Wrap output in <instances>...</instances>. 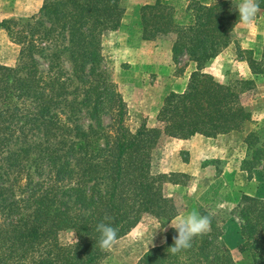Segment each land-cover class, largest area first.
I'll list each match as a JSON object with an SVG mask.
<instances>
[{
  "label": "trees",
  "instance_id": "16d2710c",
  "mask_svg": "<svg viewBox=\"0 0 264 264\" xmlns=\"http://www.w3.org/2000/svg\"><path fill=\"white\" fill-rule=\"evenodd\" d=\"M187 1L186 24L163 0L140 9L143 40L172 37L174 50L187 53L196 69L184 92L165 98L158 125L145 123L135 133L117 84L98 71L102 38L118 31L125 17L123 0H44L40 16L0 21L21 46L16 66L0 63V147L13 151L7 173L14 167L27 171L30 164L40 176L26 200L32 210L0 251V264H100L108 250L96 242L99 222L117 227L120 239L143 214L170 219L181 212L165 189L179 184L174 178L180 175L151 172V153L161 138H217L244 131L252 113L241 98L256 88L255 79L223 83L204 71L231 44L238 12L231 0ZM249 68L253 76L264 77V51L259 59L251 55ZM245 142L242 169L252 178L256 167L264 168V124ZM238 208V251L264 264V200L243 194ZM65 231L75 239L64 244ZM176 236L170 227L165 242L136 264H236L212 221L190 249L171 254Z\"/></svg>",
  "mask_w": 264,
  "mask_h": 264
},
{
  "label": "rangeland",
  "instance_id": "374dc122",
  "mask_svg": "<svg viewBox=\"0 0 264 264\" xmlns=\"http://www.w3.org/2000/svg\"><path fill=\"white\" fill-rule=\"evenodd\" d=\"M163 1L174 6L178 22H189L187 0ZM231 1L235 6L237 0ZM154 2L123 0L126 14L120 29L105 33L101 42L103 61L98 71L106 72L109 80L117 84L128 107L127 123L133 133L145 123L149 127L158 125L157 116L165 98L171 93L184 92L191 73L196 69V64L187 53L180 54L174 50L175 39L172 37L143 40L140 9ZM43 4L44 0H0V21L40 16ZM230 37L231 44L204 71L223 83L239 78L255 79L256 88L241 98L244 107L252 113L251 121L246 123L244 131L233 133L232 139L221 149L210 147L211 150L216 149V153H211V150L206 153L204 150L207 147L202 148L199 143L161 138L151 153V172L180 175L174 178L178 186L172 187L170 183L165 186L166 193L175 200L180 214L192 209L205 212L216 231L221 233L236 264H255L250 252L240 253L237 248L242 242L238 204L243 194L247 193L233 182L237 179L240 181L235 176H239L238 171L247 158L248 145L245 140L249 132L264 124V77L253 76L249 68L251 55L261 58L264 51V10H260L251 26L239 25ZM20 50L21 46L12 42L0 27V63L16 66L20 62ZM41 63L42 68L46 69L47 62L42 60ZM85 122L88 123V119ZM16 146L10 147L16 150ZM12 152V149L0 147V251L5 249L9 243L8 238L16 234L18 230L15 229L21 227L31 212V202L26 200L30 188L40 178L30 164H26L27 171L14 167L7 173L13 164L11 162L15 161L14 158L7 160ZM177 159L188 165L191 171H162L163 165ZM251 174L252 178L248 175L247 195L264 200L263 166L256 167ZM174 218L143 214L132 231L118 239L116 245L108 250V255L100 264H136L149 249L165 242L167 230L172 227L171 219ZM60 238L65 244L73 241L75 236L65 231Z\"/></svg>",
  "mask_w": 264,
  "mask_h": 264
},
{
  "label": "clouds",
  "instance_id": "9594fccd",
  "mask_svg": "<svg viewBox=\"0 0 264 264\" xmlns=\"http://www.w3.org/2000/svg\"><path fill=\"white\" fill-rule=\"evenodd\" d=\"M262 3L264 0H237L235 9L239 18L232 29V34L239 25L249 27L254 23ZM109 219V217H105V220ZM210 224L209 215L202 214L197 209H192L185 214H178L174 219H171V226L176 229L177 236L174 237V244L168 248V252L176 254L190 249L196 237L208 233ZM96 231L99 233V239L96 242L101 249L111 250L116 245L119 239L117 227L101 221L96 225Z\"/></svg>",
  "mask_w": 264,
  "mask_h": 264
},
{
  "label": "crops",
  "instance_id": "0c3cea01",
  "mask_svg": "<svg viewBox=\"0 0 264 264\" xmlns=\"http://www.w3.org/2000/svg\"><path fill=\"white\" fill-rule=\"evenodd\" d=\"M220 58L221 56H217L215 59H213L212 61L216 60L217 58ZM256 59H259V56H255ZM211 61V63H212ZM209 63V65L211 64ZM235 133V132H234ZM232 136H233V133L231 134H227V135H220L218 136L217 138H207V137H204L202 135H196L190 139H187V140H176V139H173L175 141H183L184 143H199L201 144L202 148L205 146L207 147V150H204L206 151V153L210 152V147L214 148V147H218L219 149H221L222 147H224L227 143V141H230L232 139ZM212 152L211 153H216L217 150H211ZM162 171L165 172V173H171V172H178V171H181V172H189L191 171V169L188 168V165L186 166L185 164L181 163L178 161V159L173 162V163H167L165 165H163V168H162ZM239 176H235V177H238L240 179V181L237 179L236 181L233 182V184L237 185V188L239 189H243L245 193L248 194L247 192V189L249 188V178H248V174L244 171H242V169L240 170L239 169ZM236 175H238V173H235ZM172 187H176L178 185H171ZM233 187H235L233 185Z\"/></svg>",
  "mask_w": 264,
  "mask_h": 264
}]
</instances>
